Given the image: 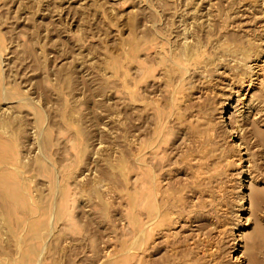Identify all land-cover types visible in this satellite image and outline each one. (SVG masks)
Wrapping results in <instances>:
<instances>
[{"label":"rangeland","instance_id":"374dc122","mask_svg":"<svg viewBox=\"0 0 264 264\" xmlns=\"http://www.w3.org/2000/svg\"><path fill=\"white\" fill-rule=\"evenodd\" d=\"M262 61L264 0H0V264H264Z\"/></svg>","mask_w":264,"mask_h":264},{"label":"bare ground","instance_id":"6f19581e","mask_svg":"<svg viewBox=\"0 0 264 264\" xmlns=\"http://www.w3.org/2000/svg\"><path fill=\"white\" fill-rule=\"evenodd\" d=\"M256 58V57H255ZM261 64H257V63H255L254 65H253V68L254 69H257V73H258V71L259 70H263V68H264V61H262V62H260ZM261 70V71H262ZM262 79V78H261ZM262 83V80H260V79H256V83H255V86H261L260 84Z\"/></svg>","mask_w":264,"mask_h":264}]
</instances>
